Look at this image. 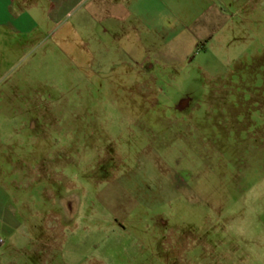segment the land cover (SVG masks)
I'll use <instances>...</instances> for the list:
<instances>
[{
    "label": "rangeland",
    "instance_id": "rangeland-1",
    "mask_svg": "<svg viewBox=\"0 0 264 264\" xmlns=\"http://www.w3.org/2000/svg\"><path fill=\"white\" fill-rule=\"evenodd\" d=\"M247 19L152 78L83 25L0 36V264H264V4Z\"/></svg>",
    "mask_w": 264,
    "mask_h": 264
},
{
    "label": "crops",
    "instance_id": "crops-1",
    "mask_svg": "<svg viewBox=\"0 0 264 264\" xmlns=\"http://www.w3.org/2000/svg\"><path fill=\"white\" fill-rule=\"evenodd\" d=\"M263 4L264 0H0V36L27 37L28 43L45 26L69 34L83 25L90 35L86 46L98 45L104 59L114 57L113 67L152 78V70L184 69L217 36L233 32L238 24L247 27V18Z\"/></svg>",
    "mask_w": 264,
    "mask_h": 264
},
{
    "label": "built area",
    "instance_id": "built-area-1",
    "mask_svg": "<svg viewBox=\"0 0 264 264\" xmlns=\"http://www.w3.org/2000/svg\"><path fill=\"white\" fill-rule=\"evenodd\" d=\"M1 242V241H0Z\"/></svg>",
    "mask_w": 264,
    "mask_h": 264
}]
</instances>
